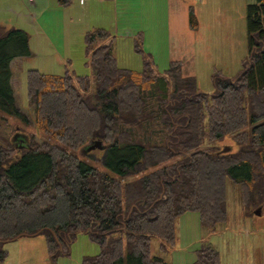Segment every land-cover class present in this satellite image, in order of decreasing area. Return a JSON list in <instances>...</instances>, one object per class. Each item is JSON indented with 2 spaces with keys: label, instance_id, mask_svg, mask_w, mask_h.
Masks as SVG:
<instances>
[{
  "label": "trees",
  "instance_id": "obj_1",
  "mask_svg": "<svg viewBox=\"0 0 264 264\" xmlns=\"http://www.w3.org/2000/svg\"><path fill=\"white\" fill-rule=\"evenodd\" d=\"M189 21L198 28L192 8ZM247 31L241 73L213 74L215 90L206 92L183 75L181 61L156 73L138 36L144 68L121 66L116 35L91 28L83 38L91 75L69 67L63 74L27 71L30 120L12 80L15 59L31 54L30 35L0 27V128L9 117L34 122L67 147L39 143L35 134L26 144L0 135V243L44 232L57 264L86 232L100 252L81 264H170L153 255V237L168 251L177 243V218L188 212L215 231L227 220L228 177L241 182L245 201L255 188L264 197V0L248 5ZM224 137L235 148L214 154L223 146L206 143ZM96 139L106 145L101 160L108 171L68 150ZM6 257L0 248V264ZM190 264H221V254L203 244Z\"/></svg>",
  "mask_w": 264,
  "mask_h": 264
},
{
  "label": "rangeland",
  "instance_id": "obj_2",
  "mask_svg": "<svg viewBox=\"0 0 264 264\" xmlns=\"http://www.w3.org/2000/svg\"><path fill=\"white\" fill-rule=\"evenodd\" d=\"M255 1V0H254ZM77 4H80L76 0ZM246 3L247 0H212L209 2L208 10L213 12L215 7L224 9L229 13L230 20H234L232 35L235 38L243 37V27L247 30L246 22ZM72 8V7H71ZM79 12V6L74 7ZM195 10L197 7L194 8ZM69 10V9H68ZM218 10V9H217ZM119 15H121V6L117 8ZM107 19L104 23H108L109 14H114V7L112 6L105 11ZM56 15V13H54ZM69 14V13H67ZM116 14V13H115ZM53 15V14H52ZM245 15V17H243ZM76 21L69 22L63 26L60 32H55L53 26H49V30L54 35L50 41L47 39V34L44 37L37 33L36 28L31 27L30 22L24 19L16 18L14 12L5 11L3 13V21L11 22L15 28L26 30L31 38V54L22 59H16L13 66V85L17 103L20 108L27 114L30 120H33V109L30 106L27 97V71L29 69H38L43 73L63 74L66 67H69L78 75H91L92 69L86 64L87 56L85 53L84 34L87 30V25L78 20L77 15H74ZM80 18V16H79ZM211 18V17H210ZM86 22H89L86 21ZM98 22V20H97ZM101 23V22H99ZM223 33L227 31L230 26L223 24ZM205 31L211 35L217 34L218 22L209 25L204 22ZM111 33L124 34L128 30L137 31V26H123L106 27ZM160 36L158 41L149 47L144 44L148 55L146 60L151 61L156 73H165L172 61L169 60L168 66L165 63L167 59L172 56H180V49L189 47L188 45L179 44L178 34L174 36L167 35V28L160 27ZM46 38V39H45ZM181 38H185L181 36ZM136 41V39H135ZM213 45L208 43L204 57L195 58L193 64L192 58L184 54L182 73L186 76H194L197 79L198 87L206 92H213L215 86L213 84L212 75L218 74L225 77H234L241 73L242 66L237 67L235 64H230L228 68L213 69L212 65L215 61H229L227 57L220 56L217 51H212L210 48ZM113 51L118 57L121 66L135 68L142 70L144 68V56H141L136 50V43L131 37L115 36L113 43ZM155 51V52H154ZM151 54H150V53ZM152 56V57H151ZM154 59V60H153ZM189 59V60H188ZM232 63V58L230 59ZM187 63V65H186ZM193 68V70L191 69ZM192 71V73H191ZM3 126L0 128V135L8 137L14 135V141L19 144H26L25 141H20V138L27 140L35 134V138L39 143L49 141L61 147L67 148L65 144L51 136L40 132L36 129L34 122L24 123L15 118L9 117L7 121H1ZM28 134V135H27ZM30 135V137H29ZM17 138V139H16ZM26 140V142H27ZM221 145L235 148V144L230 137H224L213 142H207L206 145ZM86 146L78 148L77 150L68 149L77 154L82 160L91 165H95L105 171H108L102 162L104 149H95L86 151ZM223 148V147H222ZM221 148V149H222ZM111 173H113L111 171ZM114 174V173H113ZM243 188L241 182H234L232 177L227 179V220L217 226L215 231L210 232L209 229L204 228L200 223L199 214L196 212H188L176 220V234L177 243L168 248V251H162L160 244L162 240L159 237H153L152 253L164 257L170 264H189L197 257V249L203 244H212L221 254V264H264V197L257 194V188L245 201L243 198ZM261 211V212H260ZM0 248L7 251L5 264H53L47 254L46 235L44 232H37L33 234H21L16 238L9 239L0 243ZM100 252L98 243L93 242L86 232H79L74 240L71 242L68 253L62 254L57 264H81L82 258L85 255H95Z\"/></svg>",
  "mask_w": 264,
  "mask_h": 264
},
{
  "label": "crops",
  "instance_id": "obj_3",
  "mask_svg": "<svg viewBox=\"0 0 264 264\" xmlns=\"http://www.w3.org/2000/svg\"><path fill=\"white\" fill-rule=\"evenodd\" d=\"M210 1L212 0H78L80 4H77L76 0H68L67 3H63L61 0H35L34 2H29V0H0V27L4 29L15 28L13 23L2 20L5 11H12L16 18H21L26 22H30L32 28L37 27L36 31L39 35L41 34L44 37V33H41L43 31L47 34V39L52 41L51 35L55 33L50 32L49 26H53V29L56 30L55 32L58 33L67 23L69 24V22L76 21L73 16L74 14L77 15L80 22L83 17L84 20L82 23L87 25V30L95 27L107 29L106 27H109V22L110 26L113 27L119 25L137 26L138 29L136 32L128 30L124 34H112L117 37H131L134 43L136 36H138L141 39L142 47L147 55L148 52L147 49L144 48V44H147L149 47L153 46L160 36L159 30L157 31L156 29L165 27L167 28V35L169 37L174 36L175 33H180L178 34V42L176 43L189 46L180 49V56L174 55L169 57L165 63L166 67L168 66L169 60H181L184 63L183 59H175L183 57L184 54L192 58V63L190 62L188 65L193 64V66H195L196 64L193 63L195 58H200L201 56L206 58L204 52H206L208 48V43L210 46L211 44L213 45L210 50L212 49L213 52L217 51L220 56L227 57L229 60L224 62L215 61L210 65L213 69L219 67L226 69L230 64H235L237 67L240 65L242 66V61L249 50L248 31L243 27V37H241V39L235 38L232 35V29L234 27L233 22L235 19L232 22L229 18V15L232 13L228 11L226 13V10L218 7H215L213 12H210L208 8H206L209 6ZM253 2L255 1L247 0L246 8ZM76 6L80 7L78 8L79 12L74 8ZM112 6L116 14H109L108 23H104L107 19L106 15L108 16V13L105 11ZM119 6H121V15H119L117 11ZM195 7H197L196 10L194 9ZM191 8L198 21L197 29L191 28L190 25ZM54 13H56V15ZM243 17H245V15ZM88 20L89 22H86ZM204 22L207 23L208 26L212 24L216 25L218 22L217 34L209 37V33L202 29L204 28ZM223 24L230 26L224 33L223 29H221L224 26ZM181 36L185 38H181ZM139 54L143 56L142 53ZM231 58L232 63L230 61ZM191 69L193 70L192 67ZM195 260L196 258L192 262Z\"/></svg>",
  "mask_w": 264,
  "mask_h": 264
},
{
  "label": "water",
  "instance_id": "obj_4",
  "mask_svg": "<svg viewBox=\"0 0 264 264\" xmlns=\"http://www.w3.org/2000/svg\"><path fill=\"white\" fill-rule=\"evenodd\" d=\"M14 137H15V135H14ZM105 148H106V145L104 144L103 140L96 139L93 142H91L90 144H88L85 149H86V151H91V150H95V149H105ZM231 149H232L231 146L226 145V146H223V148L221 150L215 152L214 154L218 155L220 153H225V152L230 151Z\"/></svg>",
  "mask_w": 264,
  "mask_h": 264
},
{
  "label": "flooded vegetation",
  "instance_id": "obj_5",
  "mask_svg": "<svg viewBox=\"0 0 264 264\" xmlns=\"http://www.w3.org/2000/svg\"><path fill=\"white\" fill-rule=\"evenodd\" d=\"M16 139H17V138H16ZM26 140H27V137H25V139L20 138V141H25V143H26Z\"/></svg>",
  "mask_w": 264,
  "mask_h": 264
},
{
  "label": "built area",
  "instance_id": "obj_6",
  "mask_svg": "<svg viewBox=\"0 0 264 264\" xmlns=\"http://www.w3.org/2000/svg\"><path fill=\"white\" fill-rule=\"evenodd\" d=\"M35 0H29V2H34Z\"/></svg>",
  "mask_w": 264,
  "mask_h": 264
}]
</instances>
